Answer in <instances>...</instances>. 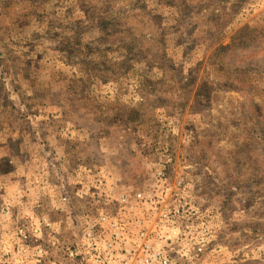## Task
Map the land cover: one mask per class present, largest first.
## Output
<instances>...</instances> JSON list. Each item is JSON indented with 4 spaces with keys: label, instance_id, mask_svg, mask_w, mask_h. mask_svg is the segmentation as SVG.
I'll return each mask as SVG.
<instances>
[{
    "label": "rangeland",
    "instance_id": "rangeland-1",
    "mask_svg": "<svg viewBox=\"0 0 264 264\" xmlns=\"http://www.w3.org/2000/svg\"><path fill=\"white\" fill-rule=\"evenodd\" d=\"M101 193L169 264H264V0H0V264H68Z\"/></svg>",
    "mask_w": 264,
    "mask_h": 264
},
{
    "label": "built area",
    "instance_id": "built-area-1",
    "mask_svg": "<svg viewBox=\"0 0 264 264\" xmlns=\"http://www.w3.org/2000/svg\"><path fill=\"white\" fill-rule=\"evenodd\" d=\"M102 201L101 210L96 209L93 218L84 219L80 227L81 247H66L62 250L68 264H169L170 256L165 255L158 245L150 243L148 234L143 230V221L139 219L115 218L106 210L117 208L132 214L138 202L145 199L142 193H136L133 199L125 194L113 199L105 193L98 194ZM179 213L178 210L175 211ZM160 217L166 218L161 211ZM39 225L51 229V222L42 218ZM136 229L130 234L129 229ZM37 233V230H35ZM41 233L40 231L38 232ZM107 234V237L102 235ZM124 247L122 251L119 248ZM41 250V249H40Z\"/></svg>",
    "mask_w": 264,
    "mask_h": 264
},
{
    "label": "trees",
    "instance_id": "trees-1",
    "mask_svg": "<svg viewBox=\"0 0 264 264\" xmlns=\"http://www.w3.org/2000/svg\"><path fill=\"white\" fill-rule=\"evenodd\" d=\"M242 38H244V39H241V38H240V39H241V40H245V39H247V36H244V37H242ZM237 41H238V40H237ZM235 43H236V42H234V41L231 42V46H232V47H239L238 45H241V44L239 43V44L236 46Z\"/></svg>",
    "mask_w": 264,
    "mask_h": 264
}]
</instances>
